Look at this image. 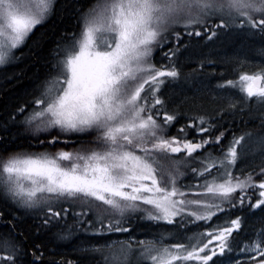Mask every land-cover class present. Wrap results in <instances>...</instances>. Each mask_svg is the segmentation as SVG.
I'll return each mask as SVG.
<instances>
[{"label": "snow or ice", "instance_id": "obj_1", "mask_svg": "<svg viewBox=\"0 0 264 264\" xmlns=\"http://www.w3.org/2000/svg\"><path fill=\"white\" fill-rule=\"evenodd\" d=\"M58 14L0 118V264H264V0H0V68ZM192 40L253 55L185 72Z\"/></svg>", "mask_w": 264, "mask_h": 264}, {"label": "trees", "instance_id": "obj_2", "mask_svg": "<svg viewBox=\"0 0 264 264\" xmlns=\"http://www.w3.org/2000/svg\"><path fill=\"white\" fill-rule=\"evenodd\" d=\"M60 3H63V0H60ZM53 26H55L54 32ZM75 28H77L75 20L72 19L68 14H64L63 19H61L59 14L53 16V18L49 20L43 28H39L37 30L38 33L45 34V40L43 41L42 49L33 48V54L31 56H26L23 61L5 68H0V118H2L6 108L10 109L11 106L16 104L17 102H21L27 99L26 93L31 90V88L33 87V83L37 79L38 75L43 74L44 68L41 66L39 73H37L35 68L31 66L32 61L37 59V57H40L41 60L47 57L48 49L53 46L55 37L58 36L62 30H73ZM185 41H188L187 37H185ZM206 43L207 42L204 41L197 42V40H192L189 42L188 49L181 55V61L183 62V71H189L190 68L195 65L196 61L202 55H209L210 58L217 60L225 56H233L243 59L245 56L251 57L253 55V53L249 52L247 48H245L239 41L235 43L226 41L224 44L216 42L205 46ZM31 45L32 40L30 39L28 41V44L25 45L21 49V51L24 53H28L29 46ZM155 56L157 60L160 59L159 51L156 52ZM257 63H259L258 60H253L252 64H249L247 68H250L249 70H253V66ZM215 68V74L209 75L205 78L206 83L209 85V87H213L215 85L221 73H223L226 78L233 77L230 65L217 64ZM208 71L211 72V68H209ZM13 73H20V75L14 77L11 80H7L6 77L13 75ZM226 119H231V117H227ZM225 126L228 127L227 124ZM18 130L19 129L16 127H10L8 129V132L15 133ZM244 130L245 125L243 121L237 118L235 123L231 126V132L240 134ZM0 134H4L2 130H0ZM230 134L231 133H229V135ZM18 142L25 146L27 144V141L23 140V138H21ZM120 235L121 234H116V236H114L113 238H116Z\"/></svg>", "mask_w": 264, "mask_h": 264}, {"label": "rangeland", "instance_id": "obj_3", "mask_svg": "<svg viewBox=\"0 0 264 264\" xmlns=\"http://www.w3.org/2000/svg\"><path fill=\"white\" fill-rule=\"evenodd\" d=\"M251 65V64H250ZM250 68H247V70H249ZM139 238H143L142 236H140ZM115 239V238H114Z\"/></svg>", "mask_w": 264, "mask_h": 264}]
</instances>
